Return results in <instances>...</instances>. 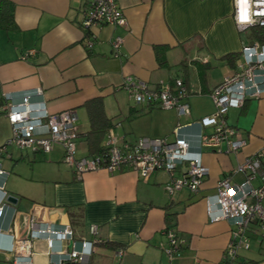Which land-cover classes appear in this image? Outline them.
Wrapping results in <instances>:
<instances>
[{
	"label": "crops",
	"instance_id": "0c3cea01",
	"mask_svg": "<svg viewBox=\"0 0 264 264\" xmlns=\"http://www.w3.org/2000/svg\"><path fill=\"white\" fill-rule=\"evenodd\" d=\"M11 1L16 27L0 28V106L5 94L19 98L39 87L42 94L32 100L45 103L49 112L74 109L76 145L86 150L76 151L78 158L87 157L85 105L92 99H101L113 124L104 142L108 133L129 143L139 137L173 141L177 135L196 151L197 134L212 130L198 124L215 110L210 91L233 73L242 59V47L253 41L252 36L250 41L242 37L232 19L233 0H117L126 27L101 24L86 31L79 25L84 15L81 0ZM117 34L124 41L115 57L110 40ZM88 35L94 38L91 48L85 45ZM157 46L166 47L167 66L159 65ZM28 50L34 52L26 57ZM233 54L235 58L226 57ZM126 77L152 88L181 79L188 90L184 102L189 114L136 103L124 87ZM242 104L231 107L225 116L246 145L234 152L225 146L203 149L201 160L209 173L196 193L182 188L169 194L166 184L171 176L165 170H156L147 179L133 169L110 173L101 168L78 174L73 166L63 164L64 150L58 143L42 159L32 160L42 163L37 172L6 170L1 162L6 174L0 175V204L7 205L0 218V260L11 264V235L28 237V221L33 217L41 224L70 226L79 241L98 240L89 264H222L233 227L226 220L210 222L205 198L215 194L223 177L243 182L245 172L239 164L258 153L261 166L251 183L264 185V96ZM8 157L14 158L11 153ZM185 170V164L177 166L174 176ZM10 195L16 203L8 201ZM258 224L256 220L248 224V247L235 249L234 264H264V230ZM92 225L97 227L95 236ZM169 229L180 242L171 257L166 253L171 246ZM99 241H109L113 248ZM31 243L33 264L57 259L58 255L46 254L43 239ZM57 245L67 248L65 243Z\"/></svg>",
	"mask_w": 264,
	"mask_h": 264
},
{
	"label": "built area",
	"instance_id": "2783aa9c",
	"mask_svg": "<svg viewBox=\"0 0 264 264\" xmlns=\"http://www.w3.org/2000/svg\"><path fill=\"white\" fill-rule=\"evenodd\" d=\"M83 20L79 25L86 31L93 25L107 24L115 28H125L127 25L117 0H81ZM233 17L236 27L242 31L256 26H264V0H233ZM242 9L247 12V18L242 19ZM123 37L114 35L110 40L113 55L118 57ZM94 38L87 36L85 45L91 48ZM28 50L26 57L33 54ZM242 59L230 75L224 77L216 85L210 96L215 110L212 114L202 116L198 124L202 128H211V132L202 130L197 134V150L191 149L190 143L184 137L150 139L139 137L133 143L120 142L113 133H108L105 146L107 155L77 157L76 142L78 131L75 121L77 114L74 109L60 112H49L46 104L32 100L35 95L42 94L37 87L32 91L24 92L19 98L5 94L4 103L0 111L8 119L12 130V137L8 143L20 148H30L33 152H49L53 144L58 143L64 150L63 161L75 169L78 174L101 169L107 172L133 169L141 178L147 179L156 170H165L171 176L166 184L169 194L182 188L196 193L201 188L204 177L209 173L208 167L201 160L203 149L213 150L226 147L227 151H238L246 145L240 138L238 129L226 122L228 110L231 107H240L248 98L264 96V43L257 40L242 47ZM25 57V58H26ZM171 85L164 84L152 88L144 81L132 80L126 77L124 87L138 104L157 106L162 109H175L178 115L189 114V106L184 99L187 97V87L181 79H175ZM5 148V147H3ZM0 147V154L3 151ZM261 154L246 157L240 163V170L245 172V179L235 183L229 177H223L217 182L215 194L205 198L206 215L210 222L226 220L233 227L230 240L226 246L222 264H234L235 253L238 247H248L246 230L253 220H256L264 230V185L255 187L251 181L259 172ZM185 172L174 176L177 166L184 165ZM0 162V175H5ZM7 203L0 204V218L4 215ZM29 236L17 238L11 235V264H33L31 240L34 238L45 241L46 254L51 257L50 264H89L93 254L96 239L78 240L70 226L55 227L50 224H41L33 217L28 221ZM95 225L91 226L92 235L98 231ZM170 248L166 253L171 257L172 251L180 243L173 230H167ZM100 242V241H99ZM59 243H65L67 248L59 249ZM120 256V254H117Z\"/></svg>",
	"mask_w": 264,
	"mask_h": 264
},
{
	"label": "trees",
	"instance_id": "16d2710c",
	"mask_svg": "<svg viewBox=\"0 0 264 264\" xmlns=\"http://www.w3.org/2000/svg\"><path fill=\"white\" fill-rule=\"evenodd\" d=\"M13 10L14 4H12L11 0H0V28L10 29L16 27L14 16L12 15ZM250 30L253 41L257 40L258 42L264 43V26L252 27ZM165 50L166 47L164 46L155 47L156 59H158V63L162 67L167 66L166 58H164ZM235 56V54L226 55L227 58H235ZM85 106L89 118V129L85 134H83L86 142L85 147L87 149V156L102 154L107 155V147L105 146L106 144L103 139L105 137V133L112 129V121L106 116L104 109H102L103 105L101 99L89 100L86 102ZM100 245L113 248L112 243H109V241L100 242Z\"/></svg>",
	"mask_w": 264,
	"mask_h": 264
},
{
	"label": "rangeland",
	"instance_id": "374dc122",
	"mask_svg": "<svg viewBox=\"0 0 264 264\" xmlns=\"http://www.w3.org/2000/svg\"><path fill=\"white\" fill-rule=\"evenodd\" d=\"M241 35L242 37L244 36L245 39L247 41L251 40V30L250 29H245L241 31ZM134 101H132L133 103ZM124 124H129L130 122L123 120ZM145 123H141L139 124V126H143ZM10 137H12V130H11V126L8 123L7 117H5L4 114H0V147L3 145H5L6 149L5 152H3L4 154L0 156V162H3V167L6 170H10V168L15 169L16 171H19L23 174H30V173H34L37 172L38 168L41 166V162L40 161H35V160H40L42 159L44 156H46V153L43 152H36L33 153V150L30 148L24 147V148H20L16 145H14L13 143H8V141L11 139ZM78 144V143H77ZM79 145V144H78ZM76 145V147L78 146ZM82 147V146H81ZM77 147V152L80 154H84V152L86 151L83 147ZM9 153H11L13 155V159H10ZM21 157H24V159H22ZM21 158V159H19ZM35 158V162L33 163V159ZM19 159V160H17ZM16 160V161H15ZM63 164L68 165L67 163H65L63 161ZM99 252L102 253V251H105L106 254H108V252L105 249H102L101 247L97 248ZM94 261V260H93ZM0 264H9L8 261H4V260H0ZM94 264V262H93Z\"/></svg>",
	"mask_w": 264,
	"mask_h": 264
},
{
	"label": "water",
	"instance_id": "95a60500",
	"mask_svg": "<svg viewBox=\"0 0 264 264\" xmlns=\"http://www.w3.org/2000/svg\"><path fill=\"white\" fill-rule=\"evenodd\" d=\"M7 199H8V201L11 202V203H16V201H17V198H15L14 196H11V195L8 196Z\"/></svg>",
	"mask_w": 264,
	"mask_h": 264
},
{
	"label": "snow or ice",
	"instance_id": "6c2138e0",
	"mask_svg": "<svg viewBox=\"0 0 264 264\" xmlns=\"http://www.w3.org/2000/svg\"><path fill=\"white\" fill-rule=\"evenodd\" d=\"M242 19H246L247 18V12L245 10L242 9Z\"/></svg>",
	"mask_w": 264,
	"mask_h": 264
}]
</instances>
